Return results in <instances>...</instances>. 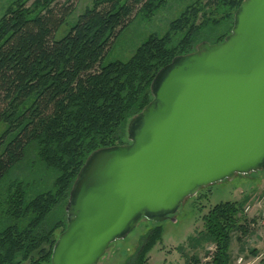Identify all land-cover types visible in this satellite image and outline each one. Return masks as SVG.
I'll use <instances>...</instances> for the list:
<instances>
[{
  "label": "trees",
  "instance_id": "trees-1",
  "mask_svg": "<svg viewBox=\"0 0 264 264\" xmlns=\"http://www.w3.org/2000/svg\"><path fill=\"white\" fill-rule=\"evenodd\" d=\"M167 1L93 0L69 24V0H14L1 15L0 183L30 149L52 174V183L40 192L21 180L4 188L0 264H50L56 231L65 229L66 218L49 216L58 208L63 212L87 156L126 143L127 123L151 100L156 73L201 40L221 42L242 2L195 0L127 58L106 60L137 16L152 17ZM222 23H229L224 34L213 39L204 34ZM246 200L217 203L201 217L199 233L214 244L209 264L231 263L232 233L248 231ZM161 234V225L149 229L125 264H146Z\"/></svg>",
  "mask_w": 264,
  "mask_h": 264
},
{
  "label": "water",
  "instance_id": "water-1",
  "mask_svg": "<svg viewBox=\"0 0 264 264\" xmlns=\"http://www.w3.org/2000/svg\"><path fill=\"white\" fill-rule=\"evenodd\" d=\"M127 142L92 151L50 264H96L142 218L161 222L201 188L264 171V0H242L221 42H199L150 83Z\"/></svg>",
  "mask_w": 264,
  "mask_h": 264
},
{
  "label": "rangeland",
  "instance_id": "rangeland-1",
  "mask_svg": "<svg viewBox=\"0 0 264 264\" xmlns=\"http://www.w3.org/2000/svg\"><path fill=\"white\" fill-rule=\"evenodd\" d=\"M13 1L0 0V17ZM59 1L66 2V0ZM193 1L195 0H168L152 17L137 16L119 35L106 60L127 58L149 33L162 34L170 20ZM69 3L73 6V12L67 24L73 22L85 8L90 7L93 0H69ZM228 24L222 23L220 26L211 27L204 34L213 39L224 34ZM65 27L63 29H66ZM50 175L52 174L49 170L37 162L34 151L30 149L25 159L0 183V197H3L4 188L6 189L8 183L13 180L24 181L32 192L48 189L52 183ZM247 194H250L251 198L244 204L243 212L246 216L251 214L252 217H247L246 234L238 231L232 233L230 264H264V223H261V219H264V171L237 174L232 179L227 178L203 187L194 196L184 200L174 214L159 223L140 219L125 238L109 244L105 254L96 264H125L136 252L142 237L156 225H161L162 234L149 252L146 264H209L214 244L199 233L202 230L201 217L211 206L220 202L238 200ZM54 217L65 220V207L63 212L58 208L56 216L51 214L49 219L53 220ZM2 226L3 217L0 218V228ZM59 233L57 230L56 235L58 236ZM256 236L258 241H254ZM239 258L242 260L238 262Z\"/></svg>",
  "mask_w": 264,
  "mask_h": 264
},
{
  "label": "crops",
  "instance_id": "crops-1",
  "mask_svg": "<svg viewBox=\"0 0 264 264\" xmlns=\"http://www.w3.org/2000/svg\"><path fill=\"white\" fill-rule=\"evenodd\" d=\"M245 197H247V200H246V202H245V204L248 202V200L251 198V196H250V194H247V195H245ZM260 204V203H259ZM248 206V205H247ZM247 217H252V215L251 214H247ZM251 222L254 224V222L251 220ZM261 223H264V219H261ZM259 233H261V232H259ZM264 233V232H263ZM260 236H261V234H259ZM264 235V234H263ZM258 241V236H256L255 238H254V241ZM255 247H257V246H255ZM256 258V257H255Z\"/></svg>",
  "mask_w": 264,
  "mask_h": 264
},
{
  "label": "built area",
  "instance_id": "built-area-1",
  "mask_svg": "<svg viewBox=\"0 0 264 264\" xmlns=\"http://www.w3.org/2000/svg\"><path fill=\"white\" fill-rule=\"evenodd\" d=\"M241 260H242V259H241V258H239L238 262H239V261H241Z\"/></svg>",
  "mask_w": 264,
  "mask_h": 264
}]
</instances>
